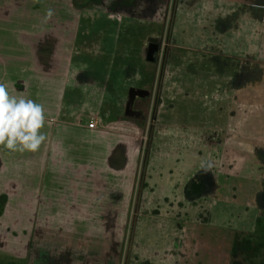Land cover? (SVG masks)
<instances>
[{"label":"rangeland","instance_id":"1","mask_svg":"<svg viewBox=\"0 0 264 264\" xmlns=\"http://www.w3.org/2000/svg\"><path fill=\"white\" fill-rule=\"evenodd\" d=\"M47 4L64 6V0H0V29L5 26L2 34L7 41L2 38L0 55L5 54L8 61L11 58L10 63L18 66L15 51H31L37 40L44 39L42 45L45 39L57 43L56 55L72 49L71 43L52 37L62 34L60 25L81 17L65 3L45 21L51 8ZM122 7L126 9L114 16L119 19H113L120 22L110 27L115 42L108 39L104 46L110 54L83 57L87 64L99 66L91 67L94 71L116 74L105 85L104 94L94 86L75 96L72 109L74 121L86 123L87 113L99 110L104 115L112 101L113 108L126 118L130 88L134 87L128 81L134 78L126 70L132 63L138 69L149 64L146 86L150 92H160V98L153 93L152 99L134 106L143 108L146 115L138 125L146 137L139 145L143 147L144 182L135 196L128 184L108 187L104 183L98 194L92 190L81 201L84 212L78 213L67 186L78 171L60 166L62 161L69 162L71 151L80 152L74 145L68 149L65 142L71 139L64 144L57 140L59 145L52 146L57 156L64 150L54 171H42L38 164L36 155L44 151V144L35 153L9 151L7 165L0 167V195L8 196L0 217L1 259L18 264H130L135 246L136 255L143 246L140 219L144 210L162 212L167 205L179 206L188 229L200 234L198 238L205 243L200 255H209L207 264H229L227 239L233 241L237 234L264 239V0H132ZM95 14L104 18L100 11ZM154 33L169 43L153 65L144 61V42ZM218 40L224 49L216 44ZM122 64L126 69L119 71ZM15 67L9 66L11 70ZM75 72L72 69L64 83L69 89L75 88ZM55 74L54 67L44 70L38 75L46 84L37 90L35 84L22 95L44 105L46 124L41 131L47 138L57 131L65 135L76 131L68 125L73 118L64 115L68 106ZM90 76L84 80L95 83ZM89 95L104 97L91 104ZM109 122L107 132L127 129ZM107 132L104 135H111ZM120 137L122 141L132 138ZM202 161L212 163L205 176L216 179L217 190L204 184L192 189L196 196H190L188 187L185 196H172L180 188L178 181L188 183L201 172ZM154 164L158 172L151 169ZM171 180L175 188L166 185Z\"/></svg>","mask_w":264,"mask_h":264},{"label":"crops","instance_id":"2","mask_svg":"<svg viewBox=\"0 0 264 264\" xmlns=\"http://www.w3.org/2000/svg\"><path fill=\"white\" fill-rule=\"evenodd\" d=\"M176 1L177 0H174V2ZM124 3L132 4V0H119V3L115 2L111 4V6L109 4V6L107 4L100 5L98 0H93L87 8L88 10L82 15V18H79V20L70 19V21H66L64 24L60 25L62 34L52 38L56 41H63L65 44L71 43L72 49L68 53L66 52L56 55L58 52L55 49L54 44L57 43L45 39V42L42 45L44 39L40 42L37 40L31 51H15L18 56L17 62L21 71H18L16 63H10L12 60L10 57L9 62L5 58V54L3 57L0 55V82L7 83L10 92L17 96H22L26 92H29L35 84V90L40 89L39 85L46 83H43L42 77L38 74L42 75V72L48 68H56L55 76L58 78V85L61 93L64 94L65 99L63 100H66V105L68 106V113H65L64 115L68 118H73L69 119L68 125L76 131L66 135L58 131L50 134L49 138H47V140L50 141L44 143V151L39 152L36 157L38 158V164L42 171L48 169L54 171L56 165L59 166L57 162L58 157L64 153L63 150L57 156L55 149L52 147L55 143L57 145H59L58 142L64 144V140L71 139L70 143L65 142L68 149L73 148L72 145H74L80 150V152L77 153L69 151V162L62 161L60 164V166H64L65 169L63 170L72 171L75 169L78 171V176L75 175L73 179L67 181L69 190L72 189L71 192L73 197L72 201L75 204L74 207H79V210H77L78 213L84 212V210H82L84 207L80 205L81 201H85V197L88 193H91L92 190H97L98 194L99 187L104 183L108 187L118 186L117 184H120L121 182L126 185L128 184L127 187L130 186V194L133 193V196H135L139 187L144 182L141 154L143 147L141 148L139 145L144 144L146 137L142 132L143 129L139 128L138 125L141 121L143 123L145 119L139 116H126V118H123L118 110L113 108L115 103L112 101L106 106L108 109L103 112L104 115L100 113L99 110L87 113L88 117L85 120L86 123H84L83 119H77L75 122L76 114L72 109V106L74 105L73 102L76 99H74L75 96L77 97L79 93H86L88 89H92L94 86L98 87L97 91L99 94L100 92L101 94H104L105 85L107 86V82L112 80V75L116 74L115 72H111L113 73L112 75L106 76L107 73H101L99 70L94 71L91 67L99 66L95 63H93V65L87 64L83 57L88 54L93 57H101L104 56L103 54L107 53L110 54V50L105 49L104 46L108 43V39H112L115 42L116 38L114 37L113 29L110 27L112 25L116 26L120 21H115L109 17H114L116 14H120L123 9H126L122 7V4ZM97 11H100V15L104 18L96 17L95 12ZM89 12L93 13V16H90ZM86 14V19H84L83 17ZM4 29L5 26H3V29H0L2 36H0V49L3 42L2 38L4 39V43H7L6 38L2 34ZM157 37H159V35L154 33L145 40V56L147 55L150 39ZM49 38L53 40L51 37ZM217 43L222 44L220 49H224L222 40L216 41V44ZM47 44H50V47H47ZM220 44L217 45L219 46ZM216 52L217 54H224L223 51L216 50ZM94 53L98 54L91 55ZM112 54H115V56L118 55L116 51H113ZM144 61L152 63L151 61H148L147 58L144 59ZM11 64L16 65L12 70L9 68ZM125 66L126 64H122L119 67V71H121L122 68L125 70ZM72 69L76 70V85L75 88H73L72 85V88L69 89V86L64 83L67 82V75L72 73ZM124 70L123 72L127 71V75L134 78V81H132L131 78H128V81H131L134 87L149 90L146 86V80L149 76V64L146 65L143 63L138 69V67L136 68L135 64L132 63L131 68H127L126 71ZM90 72H92V74H90ZM85 75H91L89 80H91V82L95 81V83H87L88 81L84 80ZM87 84L92 86L86 88ZM152 92H155L154 89ZM156 93L158 92L156 91ZM157 96L158 100L160 98V92ZM103 97L104 95L93 98L89 95L88 100L89 103L94 104L95 102L99 103ZM148 98L149 96L137 97L134 106L140 101L147 100ZM104 103L106 105V102ZM80 115L83 116V113L81 112ZM91 119H95L96 121L94 127H90L89 125ZM153 119L155 120V115L153 116ZM109 121L117 122V125L114 126L126 127L127 129L120 131L121 133L112 131L107 132L105 129L107 128L106 125L110 123ZM80 129L86 131H80ZM131 130L133 133H131ZM106 132L111 133V135H104ZM122 134L132 138L127 141H122L123 137H120ZM80 138H82L83 144L80 143ZM9 153L10 152L7 149L0 146V167L4 163L5 166L7 165V156ZM261 158L264 160V149ZM147 166L148 170L146 169V171L148 172L149 165ZM155 167L154 164L151 169L157 171ZM199 171L201 172L195 174L188 183L186 182V179H183L181 182L178 181L180 188L178 189L177 194L173 191L174 194L172 196H185V189L187 190V187L190 196H196L193 195L192 189L198 186H203L204 184H206L209 189H215L216 191L219 187L216 179L213 178L209 180L205 176L207 172L211 170L204 171L201 168ZM146 176L149 175H145V177ZM145 182L146 186H148V182ZM175 184L176 182L171 180L170 183L166 185L175 188ZM83 194L86 195L83 196ZM178 207L179 206L167 205L162 212L151 208L150 210L152 212H150L149 208L146 207L143 212V218L141 217L140 219L143 246L140 245L137 255L135 246L132 256L133 259L130 264H207V257L209 255L205 258H201L200 255V250L201 248H204L205 243L198 238L197 234L199 233H195L194 231L192 233V231L188 229L185 218H182L184 215ZM194 235L196 236L194 237ZM234 239L233 241L227 239V242H229L227 252L230 253L229 264H233L231 252ZM225 262L227 263V256Z\"/></svg>","mask_w":264,"mask_h":264},{"label":"clouds","instance_id":"3","mask_svg":"<svg viewBox=\"0 0 264 264\" xmlns=\"http://www.w3.org/2000/svg\"><path fill=\"white\" fill-rule=\"evenodd\" d=\"M53 15L54 10L49 8L45 21L50 20ZM109 18L119 19L112 16ZM45 124L46 111L43 104L12 94L8 84L0 82V146L10 152L35 153L47 140L46 133L41 131ZM200 167L209 171L213 165L202 161Z\"/></svg>","mask_w":264,"mask_h":264},{"label":"trees","instance_id":"4","mask_svg":"<svg viewBox=\"0 0 264 264\" xmlns=\"http://www.w3.org/2000/svg\"><path fill=\"white\" fill-rule=\"evenodd\" d=\"M8 196L6 194L0 195V216L4 213ZM264 239L259 235H239L237 234L233 247L232 259L233 264H264ZM0 264H18L15 261L5 260L0 258ZM20 264V263H19Z\"/></svg>","mask_w":264,"mask_h":264},{"label":"flooded vegetation","instance_id":"5","mask_svg":"<svg viewBox=\"0 0 264 264\" xmlns=\"http://www.w3.org/2000/svg\"><path fill=\"white\" fill-rule=\"evenodd\" d=\"M54 1H60V0H54ZM93 0H64V6H60V5H56V4H47L46 6H50L52 10H55V9H60L62 10V7H65V3L66 4H69L70 8L72 11H74L75 14L78 15V17H81L82 18V15L85 14L84 12L87 11L88 7H89V4L92 2ZM94 1H97V0H94ZM99 1V4L100 5H110L113 4V3H119V0H112L110 2V0H98ZM108 5V6H109ZM157 40V43L159 44V50L158 52L156 53V61H157V56H158V53L163 49V52L165 51V47H167V44L169 43L168 42V38L165 40V37H157L155 38ZM150 42V41H149ZM164 43V45H163ZM49 49V48H48ZM155 61V62H156ZM153 93L154 95H156L157 93L156 92H151L150 95H149V98L153 97ZM152 99V98H151ZM136 110H139L140 113H139V117L141 118H146V115L144 114V110L143 108H136L134 107ZM5 211V210H4ZM3 215V214H2ZM1 215V216H2ZM0 216V217H1Z\"/></svg>","mask_w":264,"mask_h":264},{"label":"water","instance_id":"6","mask_svg":"<svg viewBox=\"0 0 264 264\" xmlns=\"http://www.w3.org/2000/svg\"><path fill=\"white\" fill-rule=\"evenodd\" d=\"M159 50V44L155 38L150 39L146 58L148 61H156V53ZM150 95V91L147 89L131 87L128 101L126 104V115L127 116H138L140 111L134 108V102L137 97H146Z\"/></svg>","mask_w":264,"mask_h":264},{"label":"built area","instance_id":"7","mask_svg":"<svg viewBox=\"0 0 264 264\" xmlns=\"http://www.w3.org/2000/svg\"><path fill=\"white\" fill-rule=\"evenodd\" d=\"M163 45H164V43H163ZM163 49L158 53V56H157V60H159L161 57H162V55H163ZM90 127H94L95 125H96V121H95V119H91V121H90Z\"/></svg>","mask_w":264,"mask_h":264}]
</instances>
